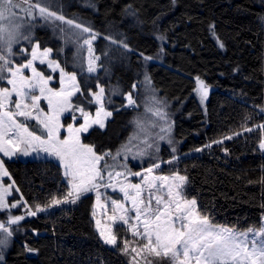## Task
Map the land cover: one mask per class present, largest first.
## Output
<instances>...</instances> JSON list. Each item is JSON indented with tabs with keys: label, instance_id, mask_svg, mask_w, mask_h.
I'll return each mask as SVG.
<instances>
[{
	"label": "trees",
	"instance_id": "16d2710c",
	"mask_svg": "<svg viewBox=\"0 0 264 264\" xmlns=\"http://www.w3.org/2000/svg\"><path fill=\"white\" fill-rule=\"evenodd\" d=\"M51 2L66 18L82 21L100 34L94 43L104 65L100 81L113 83L118 91L107 97L106 105L114 112L105 128L94 127L84 135L85 142L95 145L97 152L125 144L138 110L125 107L120 93L131 92L147 73L158 94L171 104L165 106L178 145L175 152L163 151L164 160L178 156L163 171L186 175V195L196 198L200 211L214 222L241 229L259 226L264 215V184L258 182L264 176V151L258 147L264 139V129L258 127L264 124V0ZM31 35L40 48L53 49L65 70L76 72L85 92L77 94L74 105L80 97L79 106L94 109L86 89L94 91L103 83L73 63L71 43L65 44L53 25L36 24ZM106 36L124 40L131 50L111 44ZM146 56L154 59L147 61ZM37 67L45 76L58 77L46 65ZM197 77L212 87L206 109L194 94ZM220 140L222 144L214 143ZM3 159L19 189L15 196L22 195L28 207L46 206L68 190L62 170L51 160ZM93 204V195L83 196L75 207L23 220L20 232L54 237L63 257L80 264H130L119 247L100 239ZM11 257L8 264L43 263L41 256Z\"/></svg>",
	"mask_w": 264,
	"mask_h": 264
},
{
	"label": "snow or ice",
	"instance_id": "6c2138e0",
	"mask_svg": "<svg viewBox=\"0 0 264 264\" xmlns=\"http://www.w3.org/2000/svg\"><path fill=\"white\" fill-rule=\"evenodd\" d=\"M53 7L57 10H52ZM17 10L31 19L20 17ZM37 19L46 23L51 22L62 34L61 38L65 44L71 43L76 46L83 72L96 73L97 62L101 59L94 54L93 49V42L100 34L90 25L60 14L58 6L51 0H0V82L6 81L7 85H10L0 86V153L8 158L17 153L23 156L35 153L37 157L43 153L46 157L55 158L63 169V177L68 186V190L60 198L53 196L46 206L37 204L35 210L29 207L27 215L36 216L38 212H45L61 204H75L88 193H95L96 205L106 208V204H101L103 194L100 189L110 188L123 193V200L108 197L112 215L105 213L107 222L102 223L100 219H96L95 225L106 245H117L118 238L113 231V225L117 222H120L121 227L127 225L132 236L143 241L138 247L131 248L134 255H131L130 264H139L138 256H143L146 264H152L148 257L167 258L170 264H264V217L259 228H249L244 232H238L225 225L213 224L209 216L199 210L197 200L186 196L187 176L180 175L179 172L171 176L154 175L155 169L160 168L157 156L159 144L149 142L151 133L147 132L139 118L134 121L138 131L129 137L128 144L133 140H140L145 145L136 154L141 157L148 155L153 160L151 166L144 169V172H131L126 164L119 165L125 169L124 172L115 171L119 157L123 155L127 160L124 153L131 151L128 144L121 145L115 152L111 150L97 152L95 145L83 141L82 134L88 133L94 126L105 128L107 118L112 116V112L105 108V88L97 84L98 91L86 89L90 97L88 103L98 106L93 115L79 106L80 97H77L78 103L74 106L72 97L77 93L83 96L85 90L81 89L76 72L65 71L57 60L49 58L53 52L52 48L41 51L40 44L36 42L30 52L27 48L18 49L20 53H28L30 59L26 63L14 65L12 57L16 53L13 48L21 41L33 43L31 30L34 25L31 24V20ZM57 21L61 23L57 24ZM61 24L69 27L64 28ZM104 39L110 40L113 45L131 50L122 39L116 40L111 36ZM159 39L163 40L165 37L161 36ZM219 46L223 47V44ZM84 51L87 52L86 58L82 55ZM144 59L151 60L152 57ZM36 61L41 65L46 64L53 71L59 70V89L49 87L52 77L45 76L38 70ZM99 67L104 65L101 64ZM25 69L30 70L31 75H25ZM145 82H149L147 76ZM132 88L135 90L136 84H133ZM208 90L205 82L197 77L194 92L199 95L202 102L207 99ZM111 94H115V90ZM41 100L46 101L48 111L41 107ZM126 100L127 106L139 107L132 92L126 94ZM152 100L157 105L162 103L156 100L155 96ZM107 103L110 104L111 100L109 99ZM73 111L81 114L82 122L78 125L75 124L76 117L72 115ZM148 111L153 112L161 121H165L164 124H152L154 128L159 127L156 140L167 139V142L172 144L169 138L172 124L167 120V113L161 107L149 108ZM65 113L70 114L69 119L73 123L65 125L61 121ZM21 117L23 120L19 119ZM28 121H35L31 130ZM258 127L264 129V124ZM61 130L65 132L63 138ZM253 130L245 128V131ZM225 139L230 140L232 136ZM214 143L222 144L223 140ZM258 147L264 151V139L260 140ZM149 149H152V152H149ZM175 150L173 147L172 151ZM176 159L173 157V160L164 163L171 164ZM127 175L140 176L141 183L119 181L120 177L126 178ZM4 177L9 178V184L3 183ZM258 182L264 184V176ZM13 190L19 191L15 188V181L11 180L4 159L0 158V211L7 213V219L0 221V233L6 234L0 236V252L7 247L8 238L13 235L11 225H18L25 219L24 215L10 214L11 209L20 206L18 202L11 204L8 202L7 197ZM127 201L131 202V209L124 206ZM23 203L26 204L27 201ZM129 212L133 213L131 217L128 215ZM92 215L95 217L97 213L93 211ZM130 219L136 223H130ZM121 244V251L129 254L130 242L122 240Z\"/></svg>",
	"mask_w": 264,
	"mask_h": 264
},
{
	"label": "rangeland",
	"instance_id": "374dc122",
	"mask_svg": "<svg viewBox=\"0 0 264 264\" xmlns=\"http://www.w3.org/2000/svg\"><path fill=\"white\" fill-rule=\"evenodd\" d=\"M17 14L20 17H22V18H26L25 14L23 12L19 11V10H17ZM26 19H31V18H26ZM56 23L60 24L61 22L57 21ZM31 24L34 25V26L36 24L37 25H41V24L52 25L51 22L46 23V22H44L41 19L31 20ZM61 26L64 27V28H68L69 27V26L63 25V24H61ZM54 29L58 31L57 28L54 27ZM98 38H99V36H98ZM95 41L93 42L94 54L99 56V54L96 52V49L94 47ZM35 43H36V41H33V43L30 44V45H32L31 48L34 46ZM28 45H29V42L25 41L23 43L18 44V46L17 45L14 46L13 51H14V53H16L12 57V59L14 60V65H18V64H21V63H26L27 60L30 59V56L28 55V53H20L18 51V49L27 48ZM71 45H72L73 51H74V55H73V60L72 61H73L74 64L80 66V54L77 52L76 46L73 45V44H71ZM31 48H30L29 52L31 51ZM40 49L42 51L45 48H40ZM82 55H83V57L86 58L87 52L84 51ZM146 57H148V56H146ZM49 58L57 60L54 57L53 52H52V54L50 55ZM152 59H154V58H152ZM152 59L151 60H147V61H152ZM84 62L86 64V60ZM35 64H36V67H37V65L40 64V63H39V61H36ZM97 64H98L97 72L96 73H92L90 75L98 76L99 77V81H100V79L103 78L102 74H100V72L102 71V67H99V65H101V60L98 61ZM44 65H46V64H44ZM49 69L54 74L58 75L57 78H54L53 76H51L52 79L49 81V87H53V88L59 89V87H60V84H59V78H60L59 70L53 71L51 68H49ZM65 71H67V70H65ZM68 72H70V71H68ZM25 75H31L30 70L25 69ZM142 75L143 76L141 77V80L136 83L135 90L133 89L131 91L133 93V98L136 100L137 105H139V107L133 108V107L127 106L126 94L129 93V92L120 93V96L122 98H124V100H125V107H129V108H133V109L138 110L137 118L140 119V121L142 122V124H143L144 128L147 130V132L151 133V137L149 139V142L150 143L155 142V143L159 144V152L157 153V156L159 158L160 168L155 169L154 175L171 176L175 172H165V171H163V169L164 168L168 169L170 167L169 166L170 164L164 163V161L173 160V158L164 160L163 159L164 158L163 151H166V152L172 151L173 147H175V149H178V145H176V142H175V139H174L173 128L171 127V132H170V137H169L172 140V144H169L167 142V139L166 140H156V133H159V127H155L154 128V127H152V124L153 123H156L157 125L164 124L165 121H161L159 119V117H157V116H155L153 114V112L148 111L149 108H153V109L156 108V107L163 108V110L167 113V120L169 122H171V124H172L173 119H172V117H171V115L169 113L168 107L165 106V105H171V104H169V102H166L164 100V98L160 94H158L157 89H155V87L152 85V83L150 81V78L147 75V73L142 74ZM145 76H147L149 78V82H145ZM105 78H106V76H105ZM199 78L201 80H203L205 82V84L208 86V89H209L208 90V96H207V99L203 100V102H202L201 98L199 97V95L196 92H194V94L198 98L201 106H203V108L206 109L207 103H208L209 98H210V93H211L212 87L209 86L204 79H202L201 77H199ZM77 80L79 82L78 77H77ZM101 83H103V82H101ZM0 86L10 87V85H7L6 81L0 82ZM99 86H102V87L105 88V101H106L107 97L109 96V94L112 93V91L114 90L113 83H110V85H109L105 81V83L99 84ZM94 91H98V87ZM77 94H79V93H77ZM76 96L72 97V101H73V99ZM153 96H155L156 100L162 101V103L159 104V105L155 104L154 101L152 100ZM13 99H15V97H13ZM40 103H41V107H43L45 109V111H48L46 101L41 100ZM95 106L96 107H94V109H92L90 111L85 109V111H88V112H90V113H92L94 115L95 114V110L98 107L96 104H95ZM80 107H83V106H80ZM105 108H106L107 111H111L112 115H113L114 110L111 109V108H108L106 103H105ZM263 109H264V107H263ZM69 115H70L69 113H65L61 117V121L65 125H67L68 123H73V121L71 119H69ZM72 115H74L76 117V120H75V124L76 125H78L79 123L82 122L81 114L78 111H73ZM111 117L107 118L106 124H107L108 120ZM19 119L23 120L22 117L19 118ZM135 120L136 119H134V121ZM134 121H133V128L134 129L132 128V134L130 136H132L135 131H138L137 126L134 123ZM28 123H29L30 130H31L32 127L35 125V121H28ZM94 127H98V126H94ZM93 128H91L90 130H92ZM37 134H39V131H38ZM85 134H82V139H83L84 142H85V140H84V135ZM64 135H65L64 130H61V137L63 138ZM141 135L143 136V134H141ZM161 135H164V133H161ZM128 140H129V138H128ZM128 140L125 142V144H128ZM128 147L131 149V151L124 153V155H127V160L124 159L123 155L121 157H119L118 158L119 163H118L117 167L115 168V171H121V172L125 171L124 168L119 166L120 164H126L127 165V169H129L131 172H144V169H146L147 167L151 166V164L153 163V160L151 159L150 156L146 155V156L141 157V156L136 155L139 150H141V149H143L145 147V145L143 143H141L140 140H133L131 142V144H128ZM115 151H112V152H115ZM149 152H152V149H149ZM134 156H135V158H133ZM174 157H176L177 158L176 160H178V156H174ZM0 158H3V154L2 153H0ZM4 158H8V157H4ZM8 159H11V160H13V159H21V160H25V161L26 160H49V161L51 160L54 163H57L59 165L60 169L63 172V169H62V167H61V165H60L58 160H56L55 158H52V157H46V155L43 154V153H41L39 157H37V155L35 153H32L31 155H28V156H23L20 153H17V155H15V156H13L11 158H8ZM109 162L112 163L111 160H109ZM179 174L180 175H184L182 173H179ZM10 177H11V180H13L11 175H10ZM8 179H9L8 177H4L3 178V183L5 185L10 183V180H8ZM64 181H65V178H64ZM119 181L123 182V183H128V182L141 183V177L140 176H134V175H127L126 178L124 176L120 177ZM186 186H185V190H186ZM15 188H17L16 184H15ZM100 191L103 194L101 196V204H106L107 205L106 208H101V207H98L96 205L95 193H88L87 194V195H93V197H94V204H93L92 213H93V211H95L97 213V215L95 217L92 215V217H93L94 226H95L96 231L98 232V235H99V230L96 228V225H95L96 219H100L102 223H106L107 222V216L105 215V213H107V215H112V211H111L112 206H111L110 201L108 200V197H111L112 199L123 200V193L119 192L118 190L117 191H113L110 188L109 189L101 188ZM15 192L16 191L13 190L11 192V194L7 197L8 202H9V204H11L13 202H18L20 206H18L17 208L11 209V213L10 214L11 215H24L25 219L34 218V217L38 216V214H40V213L48 214L50 212H53L52 210H56V209H59V208L64 207V206H73V207H75L77 205V203L79 202V200H78L75 204H72V203L61 204V205H58V206H55V207H51L45 212H38L36 216H29V215H27V209L29 207H28L27 203L26 204L23 203L25 201V199L22 197V195L20 193L19 194L21 196L19 198H17L15 196ZM17 192H19V191H17ZM185 194H186V192H185ZM188 198H191V197H188ZM197 204H198V201H197ZM124 206L126 208L131 209V202L130 201L125 202ZM198 207H199V205H198ZM32 210H35V208H32ZM128 215L131 217L133 215V213L129 212ZM263 217H264V215H263ZM6 219H7V213H5L4 211H0V221H5ZM210 220H211V222L213 224L225 225V226H228V227H231V228L235 229L238 232H244V231H247L249 228H259L261 226V224H260L259 226H251V227H247V228H242L241 229V228H237V227L231 226V225L216 223L211 218H210ZM22 221H20V223L18 225H11V228L13 230V235L8 238L7 247L4 248L2 250V252H0V257H2V258H0V264H8V262L12 258L11 256L13 254H15V253L27 254V255L36 256V257L41 256L43 258V263L42 264H80V263L75 262V261H73L71 259H67V258L63 257V255L61 254V252L57 248L58 247L57 241H56V239L54 237H48L44 233H34V232H30V231L20 232L19 225L22 223ZM129 222L130 223H136L134 220H131V219H130ZM113 231L117 235V238H118L117 239V245L116 246L109 245V246L112 247V248L119 247V249L121 250V248H122L121 241L122 240H128L130 242V244H129V254L126 255V254H124L123 251H122V253L125 255L126 259L130 263L131 255H134L133 253H131V248L132 247H138L140 244L143 243V241L139 240V238H134L132 236V233L127 229V225H124L123 227H121L120 226V222H117L115 225H113ZM3 235H6V234L0 233V236H3ZM30 249L32 251H30ZM148 259L152 261V264H170V261L167 258L148 257ZM137 260L139 261V264H146V261L143 259V256H138ZM36 264H41V263H39V261H38V262H36Z\"/></svg>",
	"mask_w": 264,
	"mask_h": 264
}]
</instances>
